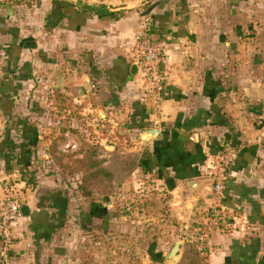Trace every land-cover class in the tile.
Here are the masks:
<instances>
[{
	"label": "crops",
	"instance_id": "obj_1",
	"mask_svg": "<svg viewBox=\"0 0 264 264\" xmlns=\"http://www.w3.org/2000/svg\"><path fill=\"white\" fill-rule=\"evenodd\" d=\"M82 5H102L109 15L82 13ZM144 33L163 49L159 100L146 91L137 63ZM47 103L55 117L66 105V137L77 114L99 130L129 120L131 143L148 153L127 179L140 171L172 196L180 239L182 228L196 231L212 209L222 211L227 226L221 222L197 245L204 264H264V0H0V141L20 134L9 154L0 143V201L15 192L28 212L13 229L11 264H74L83 237L75 226L94 199L40 169L54 166L41 155L40 134L22 149L21 126L12 129L22 119L40 133ZM225 144L237 157L218 197L210 173ZM62 197L69 223L52 205Z\"/></svg>",
	"mask_w": 264,
	"mask_h": 264
},
{
	"label": "rangeland",
	"instance_id": "obj_2",
	"mask_svg": "<svg viewBox=\"0 0 264 264\" xmlns=\"http://www.w3.org/2000/svg\"><path fill=\"white\" fill-rule=\"evenodd\" d=\"M250 25L251 30L248 31L250 33L245 38L249 39L247 42L250 44H256L257 34L252 28L258 24L256 25L254 21ZM253 55L256 53L254 52ZM65 106V104L61 106L59 110L61 113L57 114L56 117L53 115V117L50 113L55 110L49 112L48 109L51 106L48 103L45 104V115L39 122L42 131L39 133L38 127L35 128L36 135L40 134L41 142L45 148L41 155L43 157L46 155V161L53 159L56 164L53 166L51 163H46L40 169L47 173H50V170L56 171L65 189L77 190L82 175L80 170L83 169L75 170L74 161L80 159L82 149L91 147L95 148L93 158L100 160L101 167L113 174L111 182L106 179L102 180L104 182L96 181L90 187L94 199L90 200L86 207V211L88 208L89 210L84 213L85 220L80 223L82 227L75 226V231L84 238L78 239L77 261H74V264H193L190 259L185 260V255L190 256L189 246L194 245L197 249V228L196 231L193 230L194 228H182L186 239L192 242L181 241L179 234L182 232L179 231L181 229L179 223L183 220L179 219L173 210L172 196L159 190L156 183L151 181V177L141 175L140 171L137 172L136 177L131 176V179H127L135 168L137 158L140 157L142 162L146 161L148 153L143 148L144 145L139 143L135 149L137 144L131 143V132H127L131 127L129 120H123L119 129L105 128L99 130L85 126L87 124L81 120L84 117L77 114L73 117L76 121L73 130H70L72 135L70 133L66 137L65 128L69 125L67 122L70 120L69 115L62 112ZM28 124L33 128L29 121ZM77 126L79 128H76ZM12 135V141L18 142L20 139L19 132L17 131L15 135ZM5 139L3 138L0 143ZM69 139L75 140L76 148H65ZM47 143L49 144L47 145ZM51 143H55L56 154L50 148ZM50 153L53 154V157L50 156ZM142 165L141 163L139 165L138 162L139 167ZM141 170L144 171V169ZM70 171H74V173ZM119 188L121 189L119 190ZM12 193L15 195V192ZM16 196L20 201L19 196ZM6 198L8 196L2 198L1 201ZM43 200L39 203L43 204ZM52 205L61 207L59 209L62 211H60H64V214L61 213L59 217L60 219L64 215L61 218V223L65 221L69 223V220L73 219L66 209L67 198L55 199ZM87 215L90 216L89 219ZM88 223L90 226L91 223L97 225L91 226L95 230L92 228L91 231V229L86 228ZM88 231L93 236L87 239L85 236ZM194 231L195 234H193ZM178 242L181 244L176 257L168 259L171 249ZM10 262L9 257V264H11ZM198 264H204L203 260H199Z\"/></svg>",
	"mask_w": 264,
	"mask_h": 264
},
{
	"label": "built area",
	"instance_id": "obj_3",
	"mask_svg": "<svg viewBox=\"0 0 264 264\" xmlns=\"http://www.w3.org/2000/svg\"><path fill=\"white\" fill-rule=\"evenodd\" d=\"M136 55L138 66L141 70V78L146 91L160 99L164 92L165 72L161 68L163 49L160 44L151 40L148 33H144L136 40ZM66 148H75L73 143H66ZM218 160L213 165L211 176L213 179V192L220 197L223 192L224 183L228 179V173L237 157L235 146L225 144L218 153ZM21 202L16 195L0 201V262L9 264V251L13 242V229L21 219ZM221 222L227 226L226 217L219 209H212L205 221L197 228V244L201 246L209 235L215 230H222ZM220 224V225H219ZM182 241H189L183 238ZM201 250V248L199 249Z\"/></svg>",
	"mask_w": 264,
	"mask_h": 264
},
{
	"label": "trees",
	"instance_id": "obj_4",
	"mask_svg": "<svg viewBox=\"0 0 264 264\" xmlns=\"http://www.w3.org/2000/svg\"><path fill=\"white\" fill-rule=\"evenodd\" d=\"M80 11L82 13H88L91 15H95L99 18L109 15L108 10L102 5H98V6L97 5H82V7H80ZM14 124H15L13 125L14 127H12L13 130L21 126V131H22L21 137L24 140V142L21 144L22 149L25 147H28L25 145V143H30V146H34L37 141V135H36L35 128L34 127L32 128L27 123L26 120H22V119L20 120L16 119L14 121ZM27 133L29 134V138L25 137ZM7 137L8 136H6V139L2 143H6L5 145H7V153L9 154L10 153L9 150L11 149L12 151L16 147H15L14 142L9 140ZM54 146H55V143H51L50 148H52L54 150L53 153L56 154ZM21 147L19 148L21 149ZM25 154L31 156L29 150L25 152ZM94 154H95V148L86 147L85 149H82L80 151V155H81L80 159H76L74 161V165L77 166V167L75 166L76 168L75 170L79 171L81 168L83 169V170H80L82 172L81 173L82 175L77 185V191L84 198L92 197L93 192L91 191L90 187L96 181L98 182V181H102L106 179L107 181L111 182V180L113 179V174L108 172L103 167H101V161L93 158ZM50 156L53 157V154L50 153ZM27 159H29V157ZM51 160L53 161V164L56 165L54 163V160L53 159ZM55 160H57V158H55ZM140 163L142 165V161H139V165ZM70 172L74 173V171H70ZM27 181L30 183H33L34 181L33 176L32 175L28 176ZM189 248H190V256L187 257L185 255V260L190 259V261H192L193 264H198L199 260L201 261V258L199 256V253L196 247H194V245L193 246L191 245L189 246Z\"/></svg>",
	"mask_w": 264,
	"mask_h": 264
},
{
	"label": "water",
	"instance_id": "obj_5",
	"mask_svg": "<svg viewBox=\"0 0 264 264\" xmlns=\"http://www.w3.org/2000/svg\"><path fill=\"white\" fill-rule=\"evenodd\" d=\"M136 70H137L136 65H132V67H131V73L132 74H135L136 73ZM146 132L148 134H150V135L157 134V131L156 130H147ZM20 212H21V215L22 216H27V213L28 212H27V209L25 207H22ZM180 244H181L180 242L175 243V245L173 246V248L171 249V251H170V253L168 255V259H173V258L176 257L177 252L179 251Z\"/></svg>",
	"mask_w": 264,
	"mask_h": 264
}]
</instances>
